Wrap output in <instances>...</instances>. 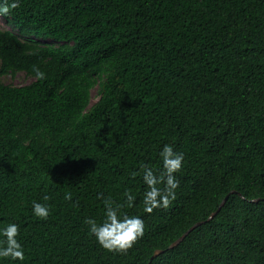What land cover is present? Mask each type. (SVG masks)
I'll use <instances>...</instances> for the list:
<instances>
[{
  "label": "trees",
  "instance_id": "obj_1",
  "mask_svg": "<svg viewBox=\"0 0 264 264\" xmlns=\"http://www.w3.org/2000/svg\"><path fill=\"white\" fill-rule=\"evenodd\" d=\"M18 2L0 78L34 79H0V230L19 225L25 259L0 264H264V0ZM164 145L179 187L147 214L140 165L159 175ZM101 193L144 221L126 253L85 223L103 222Z\"/></svg>",
  "mask_w": 264,
  "mask_h": 264
},
{
  "label": "clouds",
  "instance_id": "obj_2",
  "mask_svg": "<svg viewBox=\"0 0 264 264\" xmlns=\"http://www.w3.org/2000/svg\"><path fill=\"white\" fill-rule=\"evenodd\" d=\"M19 7L18 0H13L11 4L7 3L0 7V15H7L10 9ZM38 79H46V74L33 65ZM162 159L163 170L159 175L155 174L152 168L147 164H141L140 169L143 172V180L147 189L144 193L143 211L151 214L157 208L167 209L176 198L175 189L179 187V181L175 173L179 172L183 165V154L174 151L171 145H164L159 153ZM138 173H133L136 176ZM159 185H164L163 188ZM126 204L133 207L135 197L130 190L124 192ZM98 198L103 201L105 213L104 220L98 224L95 219L88 218L85 223L89 225L90 234L94 235L99 245L109 252L126 253L133 245L144 235V221L139 216L121 215L120 209L124 204H114L110 198H104L103 194H98ZM45 201L50 197L45 195ZM66 200H71V193L65 194ZM33 213L42 220H46L50 214L49 207L39 202H33ZM20 234L19 225L10 223L2 230L0 236V258H10L13 261H23L25 253L22 244L17 237Z\"/></svg>",
  "mask_w": 264,
  "mask_h": 264
},
{
  "label": "rangeland",
  "instance_id": "obj_3",
  "mask_svg": "<svg viewBox=\"0 0 264 264\" xmlns=\"http://www.w3.org/2000/svg\"><path fill=\"white\" fill-rule=\"evenodd\" d=\"M0 27L2 28H8L11 27L5 19L0 15ZM2 81L6 83H13V84H23L30 82L31 80L34 79V76L27 74L25 71H16L15 73H8L6 75H3L0 78ZM98 98V94L96 92V88L93 89V101Z\"/></svg>",
  "mask_w": 264,
  "mask_h": 264
},
{
  "label": "water",
  "instance_id": "obj_4",
  "mask_svg": "<svg viewBox=\"0 0 264 264\" xmlns=\"http://www.w3.org/2000/svg\"><path fill=\"white\" fill-rule=\"evenodd\" d=\"M228 198V195L224 198V200H223V202L221 203V205L226 201V199ZM220 205V206H221ZM212 216H214V214H212L210 217H212ZM202 221H200V222H197V223H195L192 227H190L184 234H182V236H180L178 239H176L175 241H174V243L172 244V245H174V244H177L178 242H180L189 232H190V230L193 228V227H195L196 225H198V224H200ZM162 250L161 249H157L156 251H155V253H154V255H153V257L155 256V255H157L159 252H161Z\"/></svg>",
  "mask_w": 264,
  "mask_h": 264
}]
</instances>
